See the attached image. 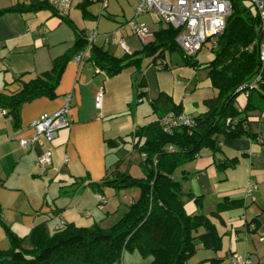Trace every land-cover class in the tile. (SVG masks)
Here are the masks:
<instances>
[{
	"label": "crops",
	"instance_id": "obj_1",
	"mask_svg": "<svg viewBox=\"0 0 264 264\" xmlns=\"http://www.w3.org/2000/svg\"><path fill=\"white\" fill-rule=\"evenodd\" d=\"M17 2L29 0H0V9ZM130 3V0H106V5L101 7L100 0H72L66 16L72 25L49 10L0 14V92L13 93L20 88L18 78L28 81L48 71L54 58L74 46L75 31H83L87 36L89 31L96 30L98 36L93 45L116 57L138 52L143 42L128 30L120 31L126 49L111 37L105 42L103 36L134 17ZM82 5L87 16L82 14ZM152 15L150 21L158 22L157 16ZM146 17L141 14L136 20L147 23ZM162 26L163 23L158 28ZM177 54V57L169 54L165 58V68L157 67L158 58L150 56L142 59L140 69L127 67L111 77L90 60L78 63L71 59L62 72L54 98L42 95L21 106L18 128L13 127L10 117L0 116V213L3 217L0 248L9 247L6 227L24 237L39 226L51 233L61 221L107 228L120 219L129 204L138 198L139 188L104 186L103 194H98L88 183H100L123 172L137 179L145 177L143 156L134 146L132 133L157 121L168 108L161 102L153 107L151 101L162 94L163 98L180 104L183 113L197 115L205 111L204 101L215 96L206 71L185 65ZM202 55L196 58L202 61ZM101 89L102 103L97 108L95 94ZM140 89L145 93L143 98L138 97ZM68 95L70 124L59 129L50 142L41 140L33 149L22 150L19 139L32 135L30 123L43 113L59 110ZM250 128L257 138L222 140L217 153L204 148L193 160L176 168L172 177L181 182L184 193L201 196L200 204L183 196L185 210L190 206V212L186 210L189 214H205L216 227V221L222 225L228 219L234 218L236 222V217L242 221L248 240L246 253L256 263L264 261V239H258V234L264 231V142H261L264 116L255 119ZM145 138L142 136L140 142ZM45 149L51 151V164L42 174L37 157ZM234 158L237 163L233 167L217 164V159ZM247 181L256 184L254 200L245 194ZM98 195L104 200L99 201ZM121 198L125 200L124 206ZM223 201L220 218L212 216ZM252 221L255 230L249 225ZM234 230L241 233L242 226H235ZM218 232L223 239V233ZM249 233L254 235L249 238ZM24 244L29 243L25 240ZM228 249L234 252L230 246L217 255H225ZM212 256L207 255L195 264H208L206 259ZM150 261L151 257L143 258L138 251H133L125 252L120 264H149Z\"/></svg>",
	"mask_w": 264,
	"mask_h": 264
},
{
	"label": "trees",
	"instance_id": "obj_2",
	"mask_svg": "<svg viewBox=\"0 0 264 264\" xmlns=\"http://www.w3.org/2000/svg\"><path fill=\"white\" fill-rule=\"evenodd\" d=\"M246 2L232 0L224 29L214 38L210 48L213 56L205 62L197 59L196 55H184L175 41L179 29L167 24L152 31L153 36L143 42L138 52L116 57L102 47H89L85 60L92 61L109 77L127 67L140 69L142 59L150 56L158 58L157 67L165 68V58L175 51L185 65L206 71L215 96L204 101V112L191 115L193 125L172 126L164 130L158 117L157 121L132 133L134 146L143 156L144 178L137 179L123 172L100 183H88L98 194H103L104 186L139 188L138 198L112 226L83 227L68 223L51 233L39 226L24 237L6 227L9 247L0 248V264H120L123 254L133 251H138L143 258L151 257L149 264H188L200 247L214 253L206 259L208 264H228L229 255L234 252L228 249L225 255H217L222 249V235L216 225L205 214H189L185 210L183 196L197 204H200L201 196L184 193L181 182L172 174L204 148L219 152L222 140L257 138L250 126L255 119L264 116V63L260 61L259 50L264 42V29L254 5ZM81 9L87 16L83 5ZM39 10H49L72 25L66 18L67 14H61L47 0L17 2L0 9V14L8 11L35 13ZM75 33L74 46L54 58L48 71L28 81L18 78L20 88L13 93L0 92V108L5 110V116L11 118L14 128L20 125L21 106L25 102L42 95L49 98L56 95L55 89L67 62L86 45L83 31ZM240 93L246 96V101L237 107L235 103ZM144 95L140 89L138 97L143 98ZM160 102L168 107L163 115L182 113L180 104L163 98L162 94L151 104L155 107ZM142 136L146 138L140 142ZM261 142H264V137ZM217 160L219 167H233L237 163L235 158ZM224 202L218 204L212 216L220 218ZM250 223L255 230L253 221ZM25 240L28 246L24 244ZM251 264H264V261H252Z\"/></svg>",
	"mask_w": 264,
	"mask_h": 264
},
{
	"label": "built area",
	"instance_id": "obj_3",
	"mask_svg": "<svg viewBox=\"0 0 264 264\" xmlns=\"http://www.w3.org/2000/svg\"><path fill=\"white\" fill-rule=\"evenodd\" d=\"M61 14H67L72 0H47ZM252 3L261 20L264 29V0H244ZM232 0H135L134 17L128 19L120 27L110 33L103 34L105 42L112 39L115 43L126 49L124 36L121 29L134 33L142 42H147L152 37V30L144 22H138L136 17L144 12L155 14L160 21L179 29L175 38L177 46L184 55L194 56L205 45L209 39L217 37L224 29L226 18L231 12ZM98 33L96 30L89 31L86 36V45L72 59L81 63L86 59L88 49L94 44ZM260 61L264 63V42L260 45ZM69 95L66 103L54 113H43L35 118L31 123L32 135L27 138L19 139V147L22 150L33 149L41 140L50 142L57 135L59 129L65 128L70 124L69 117ZM103 98V90H98L95 94V107L100 108ZM5 114V110L0 108V116ZM160 123L169 130L172 126L193 125L194 121L190 114L181 113L178 115L168 112L160 117ZM51 164V151L45 149L38 154L37 166L40 172L45 173ZM256 184L247 181L244 191L246 196L254 200L253 191ZM98 200L104 198L98 195ZM0 218L2 214L0 213ZM65 223L61 221L56 225L58 230ZM264 235L261 236V240ZM249 257H242L235 252L229 255L228 264H251Z\"/></svg>",
	"mask_w": 264,
	"mask_h": 264
},
{
	"label": "rangeland",
	"instance_id": "obj_4",
	"mask_svg": "<svg viewBox=\"0 0 264 264\" xmlns=\"http://www.w3.org/2000/svg\"><path fill=\"white\" fill-rule=\"evenodd\" d=\"M131 3H130V9H131V14H134V6L133 4V1L130 0ZM135 1V0H134ZM122 3V2H121ZM246 4H249V2H246ZM106 5V0H100V6L101 7H104ZM253 9V7H252ZM254 10V9H253ZM142 15H145L147 16L146 17V24L150 27V28H158V26L160 24H164L166 25L163 21H160L158 19V22H154V21H150L149 18H152V13L151 12H144V13H141ZM139 14V15H141ZM214 42V38L213 39H209L205 45L198 51V54H203L202 55V61H208L209 59H211V57L213 56V53L210 51V48L212 47V44ZM173 55V57H177V52H172L171 53ZM246 101V96L243 94V93H240L238 96H237V99H236V106L237 107H241ZM176 171V170H175ZM122 196V195H121ZM118 197V196H117ZM122 201V204L124 206L125 204V200H123L122 198L120 199ZM123 206L121 207V209H124ZM186 210L188 212H190V206L188 205L186 207ZM233 219H228V221L225 223V225H222L220 224L219 222L216 221V224H217V227H218V230L223 233V239H222V249L221 251H225L228 247H232V250H234V252L237 254V255H240L242 257H248L247 255V249H246V243H248V240L246 239L245 235H244V227H243V224H242V221L238 220L237 217H236V222L233 221ZM231 222H234L231 224ZM241 225L242 226V232H236L234 230L235 226H239ZM228 230H230V233L227 232ZM225 232V233H224ZM263 232H260L258 234V239L261 241V236H263ZM254 235V233H249L248 234V237L250 238V236ZM239 237V238H238ZM257 239V238H256ZM253 240L255 241V237L253 238ZM250 252H252L254 249H248ZM207 255L211 256V255H214L213 251L211 250H206V249H202V250H197L193 255L192 257L188 260V264H195V263H198V261H200L202 258H205ZM250 258V257H249ZM252 260V259H251Z\"/></svg>",
	"mask_w": 264,
	"mask_h": 264
}]
</instances>
